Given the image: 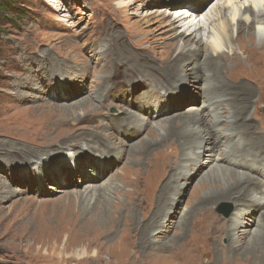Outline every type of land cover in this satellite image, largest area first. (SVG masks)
Listing matches in <instances>:
<instances>
[{"label":"rangeland","instance_id":"obj_1","mask_svg":"<svg viewBox=\"0 0 264 264\" xmlns=\"http://www.w3.org/2000/svg\"><path fill=\"white\" fill-rule=\"evenodd\" d=\"M129 1L0 0V264H181L164 258L170 253L161 245H173L183 232L182 249L197 242V264H252L249 254L227 251L223 237L235 200H203L220 185L205 176L212 164L195 167L171 141L152 145L160 126L162 133L170 126L185 131L186 109L201 105L199 87L181 86L197 102L171 103L163 117L140 107L144 99L175 93L164 52L177 41L167 24L188 4L133 0L122 6ZM253 42L247 33L234 39L235 54L224 58L225 66L234 65L229 75L220 69L219 77L225 87L249 83L255 104L245 116L256 123L249 131L264 135V60ZM243 60L247 67L238 68ZM152 86L159 93L147 90ZM107 88L106 97L100 89ZM135 114L147 121L138 129ZM113 146L124 156L112 155ZM87 176L99 180L81 185ZM95 187L108 190L98 195ZM181 216L185 228L174 226L154 242L160 237L155 222L169 218L176 225ZM218 221L221 229L208 233Z\"/></svg>","mask_w":264,"mask_h":264},{"label":"bare ground","instance_id":"obj_2","mask_svg":"<svg viewBox=\"0 0 264 264\" xmlns=\"http://www.w3.org/2000/svg\"><path fill=\"white\" fill-rule=\"evenodd\" d=\"M209 1L183 0L188 5L182 10H178L176 12L178 14L167 24L169 27L167 31L173 32L171 38L177 41L172 46H168L167 51L164 52L171 69L170 80L174 81L175 79L174 88L171 90L175 93H163L162 99L160 97L156 102L144 99V106L138 105V107H142L143 111L146 110L147 114L154 112L160 118L169 113L168 108H171V103L181 100L180 106H176L181 107L187 100L197 102L189 90H179L181 86L188 84L189 86L193 85L194 88L199 87L201 105L186 109L189 117L183 118L185 131L183 130L184 127L180 129L176 126H170L162 133L163 129L160 126L157 134L154 132L156 137L154 143H150V145L157 146L171 141V144L175 143L180 146L181 151L184 152V154L181 152L182 157L190 159L188 162L194 164L195 167L198 168L204 163L208 166L212 164L205 176L212 178L215 184L220 185L215 186V192L203 200L208 203L215 201V205L220 202H233V200L236 202L233 204L237 211L234 217L228 221V228L226 221L221 224L223 229H228V235L223 236L228 239L227 251L233 252L234 255L249 254L252 264H264V212H260L262 214L256 220L259 211L264 209V135L249 131L251 127H255L256 123L253 120L250 121L251 119L247 120L245 116L246 110L255 104L253 101L254 90L248 85L249 83L243 82L244 80H237L233 86L225 87L223 74L221 73V77H219V70L222 69L221 72H223L226 67L228 72L226 74H230L234 64L225 66L224 58L227 59L235 54L234 39H237L241 33L252 36L253 44L258 48L259 61L260 59L264 60V0H218V2L214 1L207 6ZM132 4H134L133 0L125 2L122 6ZM201 31L207 32L206 39L201 35ZM182 54L187 57L184 64H181V61L179 63ZM248 62L243 60L238 64V68L239 65L247 67ZM105 80V83L111 81L110 78ZM148 89L151 93H159L161 90L155 86L147 87ZM109 90L110 88L100 89V93L106 95L107 92L109 95ZM184 94H190V97H185ZM238 95L242 97L238 99ZM101 97L103 98L102 95ZM240 101H242L241 104L238 103ZM128 105L131 107L132 103L129 102ZM118 118L120 117L118 116ZM151 118L153 119V117ZM133 119L136 122L133 128L138 129L147 123L146 120H142L136 114L133 115ZM198 123H203V126ZM113 147H111L112 151L110 150L112 155L124 156L123 150ZM217 148L220 149L217 151ZM216 152H219L218 158H216ZM179 158L177 161L180 160ZM255 175L259 178H256ZM98 180L99 178L91 179L87 176L80 183L81 185L88 184V182L97 183ZM185 186L186 183L180 185L181 188ZM88 189L89 187L85 188V192ZM94 189L98 195L102 190H105L97 187ZM106 190L108 189L106 188ZM77 197L81 198L78 194ZM176 197L178 196L176 195L174 200ZM193 212L194 210L191 209L188 216H192ZM164 219L154 224V226L160 227V230L155 233L156 235L159 234L160 237L154 239V242H157L158 239L161 241L172 228H175L174 226L177 228L186 227V219L184 218H182L183 220L180 219L183 222L179 221L176 225L169 223V218ZM204 219L205 217L202 222ZM230 222H232L231 225H229ZM219 223L220 221L217 222L218 225H214V228L212 226L207 227L206 231L212 233L221 229L217 228ZM252 227L254 228V230L252 229L253 233L251 232ZM186 235L185 232L178 234L171 241L173 245H167L169 242L161 245L164 253H170L164 258L172 257L174 259L177 257L181 264H197L198 259L202 258L199 255L201 253L199 247L195 244L197 242L185 243L186 246H189L185 249H182L180 245V242L184 243L183 239ZM248 235L251 238L245 242ZM123 256L122 250L119 258L122 259Z\"/></svg>","mask_w":264,"mask_h":264},{"label":"trees","instance_id":"obj_3","mask_svg":"<svg viewBox=\"0 0 264 264\" xmlns=\"http://www.w3.org/2000/svg\"><path fill=\"white\" fill-rule=\"evenodd\" d=\"M3 4H1V7L5 8V10L7 11L8 10V5L7 4H4V6H2Z\"/></svg>","mask_w":264,"mask_h":264},{"label":"water","instance_id":"obj_4","mask_svg":"<svg viewBox=\"0 0 264 264\" xmlns=\"http://www.w3.org/2000/svg\"><path fill=\"white\" fill-rule=\"evenodd\" d=\"M224 213H225L226 215H228V213H229V212H227V211H224Z\"/></svg>","mask_w":264,"mask_h":264}]
</instances>
